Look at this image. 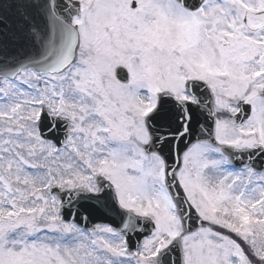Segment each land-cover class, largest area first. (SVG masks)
<instances>
[{
	"label": "snow or ice",
	"instance_id": "obj_1",
	"mask_svg": "<svg viewBox=\"0 0 264 264\" xmlns=\"http://www.w3.org/2000/svg\"><path fill=\"white\" fill-rule=\"evenodd\" d=\"M0 264H264V0H0Z\"/></svg>",
	"mask_w": 264,
	"mask_h": 264
},
{
	"label": "water",
	"instance_id": "obj_2",
	"mask_svg": "<svg viewBox=\"0 0 264 264\" xmlns=\"http://www.w3.org/2000/svg\"><path fill=\"white\" fill-rule=\"evenodd\" d=\"M94 216L99 217V213L98 212L94 213Z\"/></svg>",
	"mask_w": 264,
	"mask_h": 264
}]
</instances>
